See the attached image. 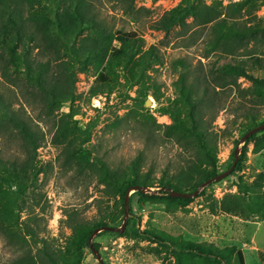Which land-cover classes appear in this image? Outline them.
<instances>
[{
  "label": "trees",
  "instance_id": "trees-1",
  "mask_svg": "<svg viewBox=\"0 0 264 264\" xmlns=\"http://www.w3.org/2000/svg\"><path fill=\"white\" fill-rule=\"evenodd\" d=\"M113 1L127 13L147 10H136L137 0ZM99 2L101 0H0L2 76L13 85L15 80L21 82L23 95L41 106L42 116L53 120V143L61 148L64 164L73 168L78 178L95 176L97 185L103 186L102 196L93 200L97 215L87 218L79 210L67 211L63 222L70 234L65 240L61 243L58 238L42 236L35 227L39 215L23 217L22 213L28 208L27 194L33 185V175L38 177L41 172L37 158L45 134L23 108H16L13 101L0 92V131L15 135L22 149L21 155L11 158L0 155V228L21 249L5 264H83L93 232L124 217L125 197L131 187L160 188L158 194L136 192L175 212L192 198L173 197L168 190L191 193L219 175L220 140L233 138L235 133H240L242 138L264 122L261 120L264 19L258 15L262 0H231L227 4L222 0L210 4L205 0H182L152 25L166 33L177 27L186 33L190 24L204 27L208 29V51L204 58L212 53L216 56L214 61H200L197 66L185 59L175 61L177 99L172 108L164 109L172 119L169 124L158 123L144 107L149 96L160 101L163 95L162 85L149 73L160 63L155 47L147 48L139 30L110 27L101 15ZM35 51L41 59L33 55ZM91 62L99 63L102 69L87 92L89 98L114 92L120 81L113 77V72L121 68L124 80L137 87L135 105L122 120L137 114L146 145L165 139L177 145L176 163L164 167L159 176L153 167L145 171V149L129 164L113 167L96 154L95 148L89 147L92 129L82 127L77 119L81 108L76 105L79 101L76 73ZM66 106L68 111L64 110ZM221 111L228 112L229 117L225 127L216 130L214 123ZM257 134L246 142H251ZM263 150L264 137L255 143L254 152ZM245 155L246 148L241 150L231 175L240 170ZM233 156L235 159V154ZM236 186L238 192L225 194L209 205L211 212L262 220L264 173L251 182L239 177ZM117 234L123 236L126 232ZM133 234L156 245L151 247L155 252L159 247L167 248L173 258L171 264H241L236 245L219 247L154 228L136 227ZM94 246L97 249L96 244Z\"/></svg>",
  "mask_w": 264,
  "mask_h": 264
},
{
  "label": "rangeland",
  "instance_id": "rangeland-1",
  "mask_svg": "<svg viewBox=\"0 0 264 264\" xmlns=\"http://www.w3.org/2000/svg\"><path fill=\"white\" fill-rule=\"evenodd\" d=\"M182 0H137L135 13H127L119 3L113 0H101L99 7L101 15L107 24L114 30L133 31L139 30L144 36L147 48L154 46L159 55L160 63L155 64L150 74L162 85L163 95L160 101L153 96L147 100L149 105H144L145 111L154 115L160 124H169L171 117L164 109L173 107L177 99L174 82L177 72L174 67L177 59H185L188 63L199 65L200 61L208 63L214 61V53L209 58H204L207 48V30L190 24L189 30L183 33L177 27L170 33L154 29L152 25L162 14L181 3ZM212 3L214 0H205ZM225 4L231 0H222ZM239 1V0H232ZM264 19V0L258 12ZM191 22V19L189 20ZM0 50V66L3 65ZM34 56H41L35 51ZM102 67L97 62L89 63L85 68H79L76 73L77 93L79 101L76 104L81 108L80 119L82 127L92 129L90 148L96 149V154L105 159L111 166H125L133 161L140 150H146V167L155 168L159 172L169 164H175L178 147L172 141L159 140L146 145L137 123V114L128 120H122L125 114L135 105L137 87L124 80L122 69H115L113 77L119 84L114 92L108 95L88 97L93 81ZM15 75V74H14ZM264 76V73L261 74ZM244 81L245 85L248 83ZM0 72V92L13 101L16 108H20L30 116L45 134V140L38 151L40 174L33 175V185L27 194V211L23 217L34 214L39 215L36 228L42 236L55 237L63 242L70 234L63 220L67 211L79 210L87 218L97 215V208L93 200L101 197L103 186L97 185L95 176L92 178H78L76 171L64 164L60 147L53 143L55 133L52 119L42 116L41 106L28 96L23 95L25 90L21 82L15 80L11 84ZM26 97V98H25ZM147 102V101H146ZM65 111L69 107L64 108ZM230 111V110H229ZM264 119V109H261ZM228 112L221 111L214 123L216 130L224 128ZM264 137L258 133L251 142L240 144L241 150L246 148V155L240 164V170L234 175H229L220 182H214L203 188L200 194L193 197L187 205L179 206L175 212L167 210L163 204H156L141 197L135 190L131 191L130 217L125 230L126 234L120 236L115 232L98 233L93 243L100 251L105 264H171L173 258L167 248L151 250L156 245L134 237L136 227L144 230L154 228L174 236H181L197 242L207 241L216 246L225 247L236 245L241 264H264V218L262 220L244 219L235 215L217 213L213 214L209 205L215 200L219 201L225 194L236 193V181L241 177L245 181H252L260 173H264V150L255 153V143ZM240 133H235L233 138L221 139L219 143V172L228 169L234 159V150L240 140ZM22 149L19 139L11 132L0 131V155L11 158L21 155ZM147 193H157L160 188H150ZM140 218V219H139ZM125 215L111 226L121 227ZM8 234L0 228V264L8 263L16 257L21 249L15 245ZM34 251H35V245ZM83 264H101L91 249L85 251Z\"/></svg>",
  "mask_w": 264,
  "mask_h": 264
},
{
  "label": "water",
  "instance_id": "water-1",
  "mask_svg": "<svg viewBox=\"0 0 264 264\" xmlns=\"http://www.w3.org/2000/svg\"><path fill=\"white\" fill-rule=\"evenodd\" d=\"M150 101L147 100L146 105H149ZM264 130V122L260 125H258L257 127L251 129L250 131H248L239 141L238 145L236 146L235 150H234V154H235V159L231 165V167L229 169H227L226 171H224L223 173H220L219 175H217L216 177H213L211 179H209L208 181L202 183L198 189H196V191L194 192H180V191H175L172 189H169L168 191L170 192L171 196L173 197H182V198H193L196 197L200 194L201 190L205 187H207L208 185L214 183V182H220L221 180L225 179L226 177H228L229 175H231V173L235 170L237 163L240 159V155H241V147L240 144L245 142L249 137H251L252 135L259 133L260 131ZM135 190V191H142V192H148V191H152V189H150L149 187H144V186H134L131 187L126 194L125 197V219H124V223L121 227H114V226H105L102 228H97L93 234L91 235L90 239H89V245H90V249L94 252L95 256L99 259L101 264H105L101 253L99 250H97L94 246L93 243V239L94 237L102 232V231H111V232H117V233H124L126 228H127V223L130 217V194L131 191Z\"/></svg>",
  "mask_w": 264,
  "mask_h": 264
},
{
  "label": "built area",
  "instance_id": "built-area-1",
  "mask_svg": "<svg viewBox=\"0 0 264 264\" xmlns=\"http://www.w3.org/2000/svg\"><path fill=\"white\" fill-rule=\"evenodd\" d=\"M100 98H103V96H100Z\"/></svg>",
  "mask_w": 264,
  "mask_h": 264
}]
</instances>
